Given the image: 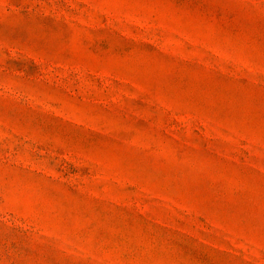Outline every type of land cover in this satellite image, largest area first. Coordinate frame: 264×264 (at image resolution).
I'll return each instance as SVG.
<instances>
[{"label": "rangeland", "instance_id": "rangeland-1", "mask_svg": "<svg viewBox=\"0 0 264 264\" xmlns=\"http://www.w3.org/2000/svg\"><path fill=\"white\" fill-rule=\"evenodd\" d=\"M0 264H264V0H0Z\"/></svg>", "mask_w": 264, "mask_h": 264}]
</instances>
